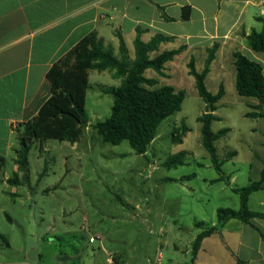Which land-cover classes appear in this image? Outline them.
Returning <instances> with one entry per match:
<instances>
[{
  "label": "rangeland",
  "instance_id": "obj_1",
  "mask_svg": "<svg viewBox=\"0 0 264 264\" xmlns=\"http://www.w3.org/2000/svg\"><path fill=\"white\" fill-rule=\"evenodd\" d=\"M249 50L264 65V54ZM244 54L252 59L250 53ZM130 56H135L133 45ZM190 58L181 55L169 64L166 78L153 70L145 73L158 79L157 87L186 92L182 110L161 124L146 155H137L127 141L118 146L104 143L93 128L111 116L114 103L102 87L121 84L108 70L89 73L85 107L89 125L79 142L83 151L57 140L45 142L41 150L40 142H34L26 177L18 173L14 156L6 161L0 172V236L8 245L0 238V264H60L58 259L79 254L78 261L63 263L194 264L192 246L201 233L197 225L216 223L219 208L239 209L240 196L225 182L212 183L220 176L203 146L197 119L206 105L188 74ZM195 58L202 72L205 60ZM229 59L216 66L206 85L213 94L221 83L225 85L226 95L215 113L220 120L212 130L230 129L215 145L221 160L238 153L224 172L236 176L232 188H241L256 178L249 165L253 153L260 154L264 120L246 117L249 105L258 101L238 95L236 69ZM182 126L190 131L179 144L172 140V131ZM256 128L259 133L251 134ZM181 152L187 154L185 164L167 168L168 159ZM17 173L22 184L11 185L8 179Z\"/></svg>",
  "mask_w": 264,
  "mask_h": 264
},
{
  "label": "crops",
  "instance_id": "obj_2",
  "mask_svg": "<svg viewBox=\"0 0 264 264\" xmlns=\"http://www.w3.org/2000/svg\"><path fill=\"white\" fill-rule=\"evenodd\" d=\"M262 2L0 0V157L6 164L14 156L16 164L18 136L22 125L35 118L51 96L47 74L54 64L91 33L97 32L105 45L115 50L116 55L119 49L118 33L122 35L129 53L138 31L142 32L141 39L145 43L157 35L173 38L171 42L162 43L156 55L184 46L186 49L181 55H200L206 60L207 50L219 44L220 48L208 75L210 78L216 66L224 64L225 57L230 58L234 66V52L250 53L252 59L257 60L247 46L246 37L252 30L259 32L262 29V23L258 20L264 19ZM185 7L191 8V17L187 21L183 20ZM153 54L152 58L156 56ZM173 62L167 63L166 68ZM258 133L257 128L251 130L253 135ZM72 145L83 151L81 143ZM259 153L254 152L251 157L249 166L255 169L256 178L249 180V183L261 179L264 140L260 143ZM237 156L238 153L223 165V171L224 166L235 162ZM17 171L20 173L19 167ZM225 176L229 179L228 186L231 189H240L231 187L236 176ZM248 206L250 211L264 214V190L250 195ZM204 223L206 228L217 225V222ZM253 224L264 235V220L255 219ZM79 258L80 254L69 258L64 256L58 260L64 264L66 260L78 261ZM238 259L243 264H264V238L250 225L231 220L220 233L203 240L194 264H237Z\"/></svg>",
  "mask_w": 264,
  "mask_h": 264
},
{
  "label": "trees",
  "instance_id": "obj_3",
  "mask_svg": "<svg viewBox=\"0 0 264 264\" xmlns=\"http://www.w3.org/2000/svg\"><path fill=\"white\" fill-rule=\"evenodd\" d=\"M191 17V8L183 9V20ZM167 20H172L165 17ZM262 23L261 31L252 30L246 37L247 46L256 53L264 54V19H258ZM141 31H138L134 41V59H131L126 43L120 33L118 54L111 46H106L97 32L91 33L79 42L71 51L62 57L47 74V80L51 86V96L43 105L38 115L31 121L22 125L19 131L18 141L20 150L17 152L16 164L21 173L27 176L29 169L28 155L34 144L39 141L41 150L45 142L57 140L75 144L80 142L85 128L89 125L86 112V95L90 88L89 73L91 71L114 72V79L121 81L117 88L102 87V92L110 94L114 103L111 116L105 121H99L93 125L95 131L106 144L118 146L127 141L137 155H145L153 141L156 139L161 124L182 110L186 98L184 90L177 91L172 86L157 87L158 79L147 78L145 72L153 70L159 77H168L165 73L166 64L173 62L181 55L186 47L166 51L152 58V54L159 50L162 43L171 42L173 38L163 35L155 36L150 42L145 43L141 39ZM219 44H215L207 50L202 72L196 68V59L191 57L187 65L188 74L195 79V86L199 97L206 105V111L197 121L201 124L203 146L210 155L212 164L219 174V179L212 181L225 182L229 185V179L225 176L223 165L235 157L237 152H230L223 160L218 155L216 142L224 138L230 129H223L217 133L212 130L214 122L220 119L216 116L218 104L226 95L225 86L221 84L216 94L211 93L206 85V79L211 72V66L216 59ZM236 69L235 87L239 96L253 98L257 105H249L251 111L246 114L250 119H264V66L243 54L240 51L233 53ZM190 130L182 126L172 131V140L183 143V134ZM182 135V136H181ZM186 152L171 156L165 163L167 168H176L185 164ZM5 165V160L0 157V172ZM8 182L14 186H20L22 180L19 174ZM194 175L183 178L189 180ZM264 190V169L259 181L250 183L240 189L232 191L240 196V209L219 208L217 210V225L207 227L204 222L197 225L202 232L196 237L192 246V262L200 251L204 239L220 233L221 229L231 220H238L250 225L264 235L253 224L255 219L264 220V214L250 211L248 200L250 195ZM0 238L6 242L2 236ZM7 244V242H6ZM8 245V244H7ZM237 264H243L237 260Z\"/></svg>",
  "mask_w": 264,
  "mask_h": 264
},
{
  "label": "built area",
  "instance_id": "obj_4",
  "mask_svg": "<svg viewBox=\"0 0 264 264\" xmlns=\"http://www.w3.org/2000/svg\"><path fill=\"white\" fill-rule=\"evenodd\" d=\"M261 9H262V11H264V0H263V2H262ZM93 240H94V239L91 238V239H90V242H93Z\"/></svg>",
  "mask_w": 264,
  "mask_h": 264
}]
</instances>
